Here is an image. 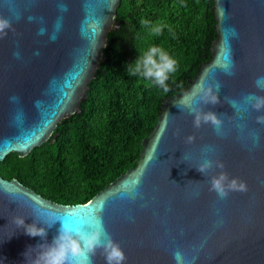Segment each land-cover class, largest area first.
I'll list each match as a JSON object with an SVG mask.
<instances>
[{"label": "water", "instance_id": "95a60500", "mask_svg": "<svg viewBox=\"0 0 264 264\" xmlns=\"http://www.w3.org/2000/svg\"><path fill=\"white\" fill-rule=\"evenodd\" d=\"M120 1L0 0V16L12 25L0 37V162L10 153L27 156L62 119L80 112L107 34L119 26ZM213 1L211 59L179 96L163 101L135 166L75 205L51 202L0 176V264H25L30 246L53 241L62 222L48 227L41 221L48 213L65 220L99 217L123 249L125 264H176L177 250L185 264H264V124L256 122L264 112L245 99L264 95L255 85L264 76V0ZM217 83L219 103L194 106L222 119V135L209 124L194 127V117L177 106L198 96L201 86ZM205 158L222 161L223 171L245 181L248 191L218 198L210 176L221 170L200 173ZM133 186L141 194L135 200L127 195ZM18 218L45 227L46 240L26 235ZM92 259L105 264L101 250Z\"/></svg>", "mask_w": 264, "mask_h": 264}, {"label": "trees", "instance_id": "16d2710c", "mask_svg": "<svg viewBox=\"0 0 264 264\" xmlns=\"http://www.w3.org/2000/svg\"><path fill=\"white\" fill-rule=\"evenodd\" d=\"M213 0H121L118 28L107 34L94 78L80 112L61 120L50 138L23 157L8 154L0 176L16 179L44 199L61 205L92 199L138 162L141 143L161 114L166 98L179 96L211 59L216 38ZM142 20L170 25L149 36ZM150 46L177 61L168 91L129 76L125 65Z\"/></svg>", "mask_w": 264, "mask_h": 264}, {"label": "clouds", "instance_id": "9594fccd", "mask_svg": "<svg viewBox=\"0 0 264 264\" xmlns=\"http://www.w3.org/2000/svg\"><path fill=\"white\" fill-rule=\"evenodd\" d=\"M61 9L66 10V5L61 4ZM29 19H33L29 17ZM142 27L149 36L158 37L162 35L165 29L171 35H175L170 25L163 22H153L142 20ZM11 22L0 16V37L6 35L11 30ZM44 29H41L43 34ZM55 39V35L51 37ZM16 55H19L16 53ZM177 71V61L163 47L150 46L147 50L140 52L137 57L125 65V72L129 76H137L151 82L155 86L168 91V81ZM225 71L231 74V69L225 66ZM255 85L261 91H264V76L257 77ZM221 88L219 83L207 86H201L198 96L185 97L178 103L180 109L186 108L191 114L194 127L202 125H211L218 135L223 134V121L215 112L203 111L195 107L199 102L203 104L216 105L219 103L218 92ZM15 99V98H13ZM246 103L256 112H264V95L249 94ZM234 109L240 111L241 106L234 100H229ZM247 111V108L243 109ZM258 124H264V115L256 117ZM188 142L193 141V137H188ZM253 139L258 138L253 135ZM210 149H205L209 152ZM214 169H220L217 174L210 176V190L215 192L217 197L225 199L231 192H247V183L236 177H230L227 172L223 171L224 164L222 161L205 158L197 166V170L206 175ZM130 199H137L141 196L138 187L133 186L127 193ZM57 220L62 222L58 235L49 243L38 244L35 247H29L23 254L25 264H94L93 257L97 250H101L105 264H125L126 255L120 245L113 240L111 235L106 231L99 217H80L65 220L57 217L55 214H46V219L41 220L48 227H51ZM18 227L23 228L25 234L30 237H40L46 240L47 230L45 227L38 226L37 223L25 224L24 218H18ZM176 264H185V258L181 251L173 253Z\"/></svg>", "mask_w": 264, "mask_h": 264}, {"label": "snow or ice", "instance_id": "6c2138e0", "mask_svg": "<svg viewBox=\"0 0 264 264\" xmlns=\"http://www.w3.org/2000/svg\"><path fill=\"white\" fill-rule=\"evenodd\" d=\"M37 3H39V0H37ZM13 8H15L17 5L14 3L11 5Z\"/></svg>", "mask_w": 264, "mask_h": 264}]
</instances>
